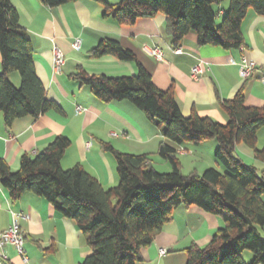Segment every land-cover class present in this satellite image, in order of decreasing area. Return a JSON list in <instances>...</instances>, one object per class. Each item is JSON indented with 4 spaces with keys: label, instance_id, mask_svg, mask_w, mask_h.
Returning <instances> with one entry per match:
<instances>
[{
    "label": "trees",
    "instance_id": "trees-1",
    "mask_svg": "<svg viewBox=\"0 0 264 264\" xmlns=\"http://www.w3.org/2000/svg\"><path fill=\"white\" fill-rule=\"evenodd\" d=\"M39 1L57 8L79 0ZM95 1L104 6L103 18L120 26L163 14L174 49L194 34L199 47L239 50L245 45L241 27L248 12L264 16V0H121L117 5ZM227 1L226 12L222 6L219 11L214 9ZM33 53L29 32L20 25L11 0H0V113L7 128L19 119H38L49 111L63 113L56 102L48 100ZM88 56L94 60L113 56L120 62L136 63L137 74L92 75L78 66L72 80L105 104L131 103L175 145L217 142L215 159L221 170L209 168L202 174L184 175L177 149L161 143L157 154L170 164L172 172L159 173L150 155L123 153L103 142V149L115 158L119 178L117 186L105 189L79 164L62 168L71 141L60 136L40 154L23 155L17 172L0 157V185L11 199L18 201L25 193L37 195L74 221L92 250L82 264H142L143 249L181 207H198L224 222L205 247L192 244L186 250V264H247L245 252L252 254L250 264H264V240L259 231L264 228V169L245 164L236 152L243 143L264 165V148H257L264 106H248L241 89L233 99L221 102L229 116L226 125L196 113L185 117L173 91L159 89L134 52L119 41L103 39ZM13 72L21 77L20 87L9 79Z\"/></svg>",
    "mask_w": 264,
    "mask_h": 264
},
{
    "label": "crops",
    "instance_id": "crops-1",
    "mask_svg": "<svg viewBox=\"0 0 264 264\" xmlns=\"http://www.w3.org/2000/svg\"><path fill=\"white\" fill-rule=\"evenodd\" d=\"M104 1L111 5L121 2ZM11 4L19 15L20 25L29 32L37 74L45 86L47 98L56 102L63 111H49L38 119H19L11 128L6 127L4 115L0 113V157L13 172L20 169L23 155L34 157L40 154L60 136L71 141L62 160V168L68 170L79 164L105 189L117 186L119 178L116 161L103 149V142L111 143L120 152L137 155H155L160 144L167 143L177 149L183 170L186 167L190 173L198 174L209 168L221 170L215 159L217 142L207 141L200 146L175 145L165 139L145 113L131 103L105 104L89 88L71 79L78 66L92 75L121 77L137 74L136 63L120 62L113 56L97 60L89 58V52L103 39L117 40L134 52L152 75L155 85L163 91H173L185 117L196 113L226 124L229 116L221 102L233 99L241 89L248 106H264V85L261 83L264 16L252 10L242 23L245 45L241 49L226 51L213 46L199 47L196 36L191 34L180 45L182 54L177 55L163 14L139 19L133 26H120L113 19L103 18L104 6L95 0H79L57 8L46 7L39 0H11ZM222 7L226 12L229 2ZM77 38L82 43L78 51L73 48ZM55 47L63 50L66 58L59 74L53 70ZM145 47L159 48L164 61L159 62L148 55ZM242 57L257 64V70L248 80H243L239 67L230 63V59L238 62ZM199 62L204 63V73L198 81H193L191 71ZM9 79L16 87L21 86L17 72L11 73ZM78 107L85 111L78 113ZM261 137L264 138V127L258 132L259 145ZM245 146L243 143L237 145L238 157L249 166L264 169V165L256 161ZM14 219L25 236L28 263H23L15 249L8 247L5 250L8 260L4 264H82L92 253L88 237L74 221L63 217L48 201L25 193L14 202L0 185V234L11 227ZM223 226L220 217L205 213L198 207H181L153 243L143 249L142 264H186V250L192 244L205 247ZM163 247L169 252L167 256L160 257L159 249Z\"/></svg>",
    "mask_w": 264,
    "mask_h": 264
},
{
    "label": "built area",
    "instance_id": "built-area-1",
    "mask_svg": "<svg viewBox=\"0 0 264 264\" xmlns=\"http://www.w3.org/2000/svg\"><path fill=\"white\" fill-rule=\"evenodd\" d=\"M81 40L79 38L75 39L73 43V48L75 50L81 49ZM145 52L151 57L155 58L159 62L164 61L163 52L159 48H148L145 47ZM174 53L177 55L182 54V50L180 48L174 49ZM66 62L65 54L63 50L59 47H55L53 49V70L55 73L59 74L62 71ZM230 63L232 65H236L239 67V74L243 80H248L252 77V75L257 70V64L254 61H250L245 57H242L240 61L236 62L230 59ZM203 62H199L192 68L191 71V79L193 81H198L204 73ZM261 83L264 85V69L261 77ZM85 109L82 107L77 108L78 113H83ZM14 216V215H13ZM15 217V216H14ZM8 247H12L15 249L17 255L21 258L23 263H28V257L25 251V236L18 224V222L14 219L11 227L0 234V264H4L5 261L8 260V256L6 255L5 250ZM168 249L160 248L159 256L165 257L168 255Z\"/></svg>",
    "mask_w": 264,
    "mask_h": 264
},
{
    "label": "rangeland",
    "instance_id": "rangeland-1",
    "mask_svg": "<svg viewBox=\"0 0 264 264\" xmlns=\"http://www.w3.org/2000/svg\"><path fill=\"white\" fill-rule=\"evenodd\" d=\"M225 4V3H224ZM223 4H221L220 6H215L214 7V9L216 10V11H219V10H221V6H222ZM220 124V123H219ZM227 124V123H226ZM226 124H222V125H226ZM105 143V142H104ZM108 143V142H107ZM108 144H111V143H108ZM112 145V144H111ZM113 146V145H112ZM245 147H247V146H245ZM257 148L258 149H260V150H262L263 148H264V138L262 139V137H261V142H260V145H259V142H257ZM245 149H247V152L249 151V152H251V153H253V151L250 149V148H245ZM122 152V151H121ZM131 152H136V151H131ZM123 153H127V154H132V155H137V154H134V153H129V152H123ZM158 150L156 151V154L155 155H150V158H151V160L153 161V167L155 168V170L156 171H158L159 173H170V172H172V168H171V166H170V164L169 163H167L165 160H163L162 158H160L159 156H158ZM253 156H254V153L252 154ZM113 156V155H112ZM245 156V160H248L247 159V155H244ZM114 158V157H113ZM115 159V158H114ZM248 162H250L249 160H248ZM262 164V163H261ZM207 170V169H206ZM261 170H263V169H261ZM204 172V171H203ZM182 173L184 174V175H189L190 174V171H188L187 169H186V167H185V169L183 170L182 169ZM263 202H264V196H263ZM260 231V233H261V235H262V237H263V240H264V228L263 229H260L259 230ZM251 258V259H250ZM244 259H246V260H248L247 261V264H250V260H252V254H251V252H245V254H244Z\"/></svg>",
    "mask_w": 264,
    "mask_h": 264
}]
</instances>
